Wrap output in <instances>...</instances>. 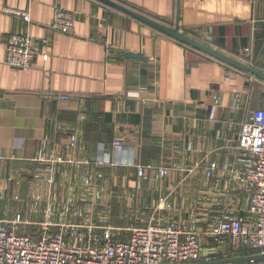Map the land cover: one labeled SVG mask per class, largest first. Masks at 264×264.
Segmentation results:
<instances>
[{
  "label": "crops",
  "instance_id": "crops-1",
  "mask_svg": "<svg viewBox=\"0 0 264 264\" xmlns=\"http://www.w3.org/2000/svg\"><path fill=\"white\" fill-rule=\"evenodd\" d=\"M111 1L168 27L178 18L181 32L264 73V0ZM55 8L74 14V34L50 28ZM3 9L30 17L28 69L4 63L24 23ZM263 109V81L97 0H0V220L19 217L32 237L74 225L64 241L77 245L171 226L197 234L201 262L219 260L217 223L251 219L241 178L253 159L237 138Z\"/></svg>",
  "mask_w": 264,
  "mask_h": 264
},
{
  "label": "built area",
  "instance_id": "built-area-1",
  "mask_svg": "<svg viewBox=\"0 0 264 264\" xmlns=\"http://www.w3.org/2000/svg\"><path fill=\"white\" fill-rule=\"evenodd\" d=\"M2 11L20 17L24 23L7 38L4 63L16 69H28L37 56L36 44L28 33L30 17L27 12L14 9ZM74 24L73 13L55 8L50 24L52 30L74 34ZM119 144L116 142L114 146L119 148ZM237 149L253 159L241 178L251 219L237 216L217 223L213 235L221 244L226 241L232 250L225 258L264 253V109L253 112L241 124ZM147 169L137 166L138 176L145 175ZM159 172L161 176L166 174L165 169ZM20 224L19 217L0 220V264H188L203 259L197 234L184 233L171 226L150 223L136 227L124 240H115L111 229H107L100 244L77 245L64 241L65 230L74 231L77 228L74 225H64L56 233L45 228L40 236L32 237L18 232ZM219 251L224 252L225 248L216 249L217 253ZM240 264H264V259Z\"/></svg>",
  "mask_w": 264,
  "mask_h": 264
},
{
  "label": "water",
  "instance_id": "water-1",
  "mask_svg": "<svg viewBox=\"0 0 264 264\" xmlns=\"http://www.w3.org/2000/svg\"><path fill=\"white\" fill-rule=\"evenodd\" d=\"M104 5H107L109 7H112L113 9H116L117 11H120L131 18L147 25L151 29L157 31L158 33H161L163 35H166L168 37H171L185 45H187L190 48H193L215 60H218L230 67H233L237 70L246 72L256 79H259L264 82V73L260 72L259 70L255 69L252 66H249L245 63H242L234 58H231L220 51H217L216 49H213L209 46H206L205 44L193 39L190 36L185 35L183 32L179 29V19L177 18L175 21L174 27H168L162 23L157 22L156 20H153L151 18H148L142 14H139L133 10L128 9L127 7L120 5L118 3H115L111 0H97ZM126 58H140L138 55H134L133 53H126ZM264 259V253L260 255H252V256H236L231 258H224L219 260H213V261H203V262H197V263H188V264H240L244 262H248L250 260H263Z\"/></svg>",
  "mask_w": 264,
  "mask_h": 264
},
{
  "label": "trees",
  "instance_id": "trees-1",
  "mask_svg": "<svg viewBox=\"0 0 264 264\" xmlns=\"http://www.w3.org/2000/svg\"><path fill=\"white\" fill-rule=\"evenodd\" d=\"M185 35H187V36H190L188 33H184ZM183 44V43H182ZM185 45V44H184ZM185 46H187V45H185ZM188 47V46H187ZM253 67H255L256 68V65L255 66H253ZM259 70V69H258ZM218 240L219 241H221L219 238H218ZM225 247H226V249H225V251L224 252H218L217 253V256H218V258H220V259H224L225 258V256H229L230 254H231V252H232V250L229 248V246L226 244V241H225Z\"/></svg>",
  "mask_w": 264,
  "mask_h": 264
}]
</instances>
